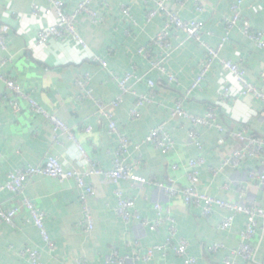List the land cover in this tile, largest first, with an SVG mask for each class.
Returning <instances> with one entry per match:
<instances>
[{"label": "crops", "instance_id": "1", "mask_svg": "<svg viewBox=\"0 0 264 264\" xmlns=\"http://www.w3.org/2000/svg\"><path fill=\"white\" fill-rule=\"evenodd\" d=\"M79 1L69 0L65 12L72 14ZM232 1L202 0L205 13L199 17L190 3L183 7L173 3L169 6L177 10L184 20H202L203 38L209 45L215 46L223 34L225 18L230 16ZM33 6L43 10L49 4L46 0H0V26L10 28L7 50L0 51V187L5 184L10 171L42 165L51 155L60 157L66 169L87 170L80 165L77 146L65 137L59 141L53 139L48 122L32 113L25 102L16 98L20 105L17 112L8 105V90L2 76L13 80L44 110L62 120L74 133L89 161L102 171H108L118 147L117 140L109 134L107 121L97 115L93 104L89 100H77L79 91L75 79L79 74L89 73L94 95L105 102L114 100L119 95V89L111 75H145L148 63L137 52L149 45L165 22L163 17L157 16L146 23L147 11L154 8L153 3L147 0H93L92 8L104 21L101 25H94L85 15L77 17L76 30L87 44L85 51L72 41L60 44L51 40L44 46H37L34 43L38 31L53 25L56 17L45 16L42 12L34 16ZM123 6L130 8L132 22L121 15ZM242 18L252 30L264 29V0H246ZM177 35L176 39L170 32L169 38L178 48L164 63L166 71L175 75L176 82L168 84L165 75L153 70L147 76L156 83L153 90L144 82L133 86L136 94L151 95L152 102L141 109L140 118L132 120L129 117V110L135 101L133 95L123 96L120 107L114 112L118 129L135 143L141 141L151 128L167 122L165 130L173 140L174 148L167 155H161L152 146H143L138 152L131 148L124 163L149 181L168 184L171 180L177 187L183 188L187 186L185 168L188 161L202 156L205 166L200 169L198 191L236 202L235 188L240 183H246L248 171L257 169L264 172V167L248 159L240 169L227 170L212 177L209 170L219 165L222 155L238 147V141L227 139L223 146H219L216 130L199 127L196 130L202 150L198 151L187 138L191 124L186 120H172L170 108L177 98L184 99V109L194 115L200 116L213 106L219 123L227 130L239 131L248 127L254 135L264 137V116L261 115L260 103L251 97H237V85L232 76L222 71L218 64L209 73L202 91L184 97L204 59V50L186 41L180 33ZM180 43L182 45L179 46ZM94 55L108 63L107 69L91 61ZM221 57L240 62L250 82L264 91V50L256 49L240 32L234 31ZM223 86L231 87L233 97L227 102L219 99ZM87 126L91 128L89 134L84 131ZM138 156L141 164L135 166L133 159ZM173 165L177 168L172 169ZM87 182L96 191L88 200L93 218L92 232H86L80 226L82 209L73 180L34 176L26 184L23 194L45 214V228L54 245L52 249L44 245L39 231L27 222L29 215L21 205V198L7 191L0 192L3 209L19 208L14 227L0 222V264H29L20 255L24 249L37 250L43 264H76L77 261L104 264L112 250L132 258L138 255L134 253L136 242L140 243L142 252L164 243L167 235L165 226L151 231L138 221L125 225L119 220L115 214L114 186L109 181L99 175L89 177ZM225 184L230 185V190L222 188ZM247 187L243 200L258 207L264 206L263 193L252 185ZM119 188L134 199L136 211L149 222L155 219V202L169 208L175 220L176 238L188 242V252L198 264H222L223 258L238 245L240 233L245 228L246 219L239 215L229 231L221 232L217 227L226 216L225 211L215 208L210 217H202L199 208L185 205L180 196H164L162 190L152 185L136 184L133 187L123 182ZM214 243H223L226 249L215 254L207 253L206 247ZM256 243L257 239L250 242L252 245ZM257 260L264 264V240ZM127 264H181V261L171 253L165 256L155 253L149 262L131 259Z\"/></svg>", "mask_w": 264, "mask_h": 264}, {"label": "built area", "instance_id": "2", "mask_svg": "<svg viewBox=\"0 0 264 264\" xmlns=\"http://www.w3.org/2000/svg\"><path fill=\"white\" fill-rule=\"evenodd\" d=\"M49 4L48 8L40 10L37 6H33L32 15L37 16L43 13L45 16L54 15L56 21L49 27L42 28L38 31L35 45L44 46L49 41L54 40L60 44L74 42L82 51L87 49V44L78 34L76 30V19L80 15L88 17L94 25H101L103 17L92 8L93 0H80L76 9L72 14L65 12L66 3L69 0H46ZM153 3L154 8L146 13V23H150L155 17L161 16L164 18V27L150 41L145 48L138 50V55L143 57L148 63L149 69L143 76H138L134 73H126L123 77H114L119 89V95L112 101L105 102L96 97L90 88L91 75L87 72L79 74L75 79V86L79 91L78 101L89 100L97 115L104 118L108 123V132L115 136L118 147L114 152L111 169L102 171L92 164L86 157L82 147L77 142L72 130L57 116L49 114L37 102H35L28 94L23 92L20 87L10 79L5 81L8 95L6 101L8 105L15 111H19L20 105L16 98H20L26 103L28 109L42 116L49 124L53 139L59 141L61 138H66L77 146L80 153V165L86 168V171L77 169H66L65 163L58 156H48L44 163L39 166H26L24 168L10 171L7 174L6 182L0 187V192L7 191L21 198V205L28 212V223H31L40 234V237L46 247L54 248L45 228V214L38 210L34 204L24 196V189L28 181L34 176H45L59 181L73 180L76 184L78 192V201L82 209V218L80 226L86 232L93 230L92 211L88 204V200L95 195V188L87 182V179L92 176H102L109 181L113 186V194L116 198L115 214L119 220L125 225L134 221L142 223L151 231L157 230L160 227H166V239L162 245L154 246L140 251V243L136 242L135 252L138 255L134 257L121 256L117 250H112L107 256L104 264H127L131 259H139L143 263L149 262L154 257L155 253L167 255L171 253L175 258L180 259L181 264H198L196 258L188 252V242L184 239H177V229L175 220L169 208H165L160 202H155L153 209L155 219L151 222L140 217L135 209V201L132 197L126 196L119 188L120 183L128 182L131 186L136 184L152 185L159 190H162L164 196L169 198L180 196L183 203L193 208L201 210L202 217H210L213 209L217 208L225 211L227 214L218 224L217 229L221 232L229 231L235 222L237 216L242 215L246 219L245 228L240 233V241L238 245L226 255L222 264H260L257 260L260 245L264 240V206L258 207L253 202H245L243 199L247 194V185H252L257 191H261L264 195V172L249 170L246 176V183H240L235 188V193L238 197L236 202L222 200L206 193L198 191L200 182V169L205 166V159L198 156L190 159L185 168V178L187 186L179 188L173 181H168V184L156 183L149 181L144 177L133 172L131 167L125 165V156L129 150L133 148L136 152L143 146H152L161 155L169 154L174 143L171 137L166 132L167 122H162L154 128H151L148 134L139 142L135 143L128 137L124 136L118 129L115 120V110L121 103L122 97L125 95H133L135 101L133 107L129 110V117L132 120L140 118V111L147 104L152 102L150 94H136L133 90L135 84L144 82L146 86L153 90L156 83L147 76L151 71L157 70L165 75L166 82L173 84L176 82L174 74L166 71L164 63L166 59L178 48L170 38V32L173 37L178 38V33L185 36L186 41H191L197 44L204 50V59L201 62L197 74L194 76L191 84L185 92L184 97L190 96L194 92H200L203 89L209 73L218 64L222 71L232 76L234 84L237 85V97H251L260 103L261 115L264 116V91L258 89L247 77V73L240 62H232L221 57V53L225 45L230 41L234 31L240 32L253 46L258 50H264V29L254 31L249 23L242 18V8L246 0H234L230 4V16L224 20L223 34L215 46L209 45L203 38L204 22L197 19L184 20L180 17L177 10L171 9V3L175 6L183 7L187 3L192 4L194 11L198 17L205 13V6L202 0H147ZM121 15L129 21L132 20L131 10L127 6L121 8ZM10 28L7 25L0 26V51L7 50V37ZM182 45L181 43L179 46ZM155 49L157 54L155 55ZM6 60V58L4 59ZM91 61L98 64L102 69H107L108 63L99 56H93ZM5 63V61H3ZM230 86H223L220 93V100L227 102L233 95ZM182 98H177L174 106L170 108V118L172 120H186L191 124V128L187 132V138L198 151L202 150L199 142L197 128L214 129L218 133L217 143L223 146L227 139L236 140L239 146L234 148L231 153L224 154L216 168H211L210 174L212 177H217L227 170H238L245 162L250 159L255 161L260 167H264V137L256 136L251 133L248 127H242L239 131L227 130L218 121V114L213 106H210L204 114L194 115L187 112L183 107ZM85 133L91 132L90 127L84 128ZM133 164L138 166L141 164V158L138 156L133 159ZM173 165L172 169H176ZM224 190H230V185L225 184L222 187ZM19 212V208L3 209L0 205V222L6 223L12 227L15 226V217ZM254 239H257L256 245L250 244ZM225 244L214 243L206 247V252L215 254L225 250ZM140 252V253H139ZM21 257H25L29 264H43L41 255L37 250L24 249L20 251ZM76 264H87L85 261H77Z\"/></svg>", "mask_w": 264, "mask_h": 264}]
</instances>
